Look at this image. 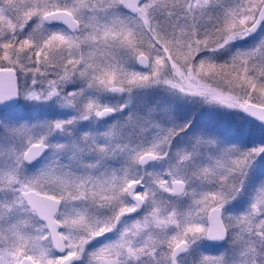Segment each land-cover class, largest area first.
<instances>
[{"label": "snow or ice", "instance_id": "6c2138e0", "mask_svg": "<svg viewBox=\"0 0 264 264\" xmlns=\"http://www.w3.org/2000/svg\"><path fill=\"white\" fill-rule=\"evenodd\" d=\"M0 264H264V0H0Z\"/></svg>", "mask_w": 264, "mask_h": 264}]
</instances>
